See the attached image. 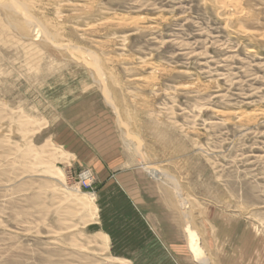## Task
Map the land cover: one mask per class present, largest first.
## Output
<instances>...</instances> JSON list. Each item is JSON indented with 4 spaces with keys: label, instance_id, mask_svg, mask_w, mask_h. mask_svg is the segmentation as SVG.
I'll return each instance as SVG.
<instances>
[{
    "label": "rangeland",
    "instance_id": "1",
    "mask_svg": "<svg viewBox=\"0 0 264 264\" xmlns=\"http://www.w3.org/2000/svg\"><path fill=\"white\" fill-rule=\"evenodd\" d=\"M235 1L238 11L216 0H33L55 40L80 52L27 39L0 6V264H198L186 222L209 264H264V0ZM146 164L179 184L186 220ZM125 174L158 209L151 230L163 242L141 237L135 259L113 249L100 219L122 222L119 241L146 229L104 205Z\"/></svg>",
    "mask_w": 264,
    "mask_h": 264
},
{
    "label": "bare ground",
    "instance_id": "2",
    "mask_svg": "<svg viewBox=\"0 0 264 264\" xmlns=\"http://www.w3.org/2000/svg\"><path fill=\"white\" fill-rule=\"evenodd\" d=\"M64 1V0H63ZM209 1V0H208ZM216 2L218 3V5L220 6L221 9L225 10V9H229L230 7H234V11H236L237 9H239V6L237 5L238 3L235 1V0H216ZM74 3V2H73ZM209 3V2H208ZM213 3V2H212ZM0 6L4 9V12H10L12 11L13 13H15L16 15L19 16L20 20H21V24L18 26L20 29H22V31H24L26 33V36L27 39H32L31 41H33L34 39H36L39 35L38 33H41L43 36V40L46 41V42H53L55 43V47L56 48H59V49H69L70 51L71 50H76L80 52V48L79 46H75V45H72V43H67L66 44H63L61 42H57L55 40V37H56V32H53V29L56 28V26L49 22L48 20L45 19H39L37 16L34 15V13L32 12V9L34 8L35 9V6H33V0H0ZM64 4V3H63ZM66 4H68L66 2ZM73 5V4H72ZM71 5V6H72ZM87 5V4H86ZM56 6V5H55ZM66 6V5H65ZM64 6V7H65ZM69 6V5H68ZM67 6V7H68ZM74 6V5H73ZM75 6H77V4H75ZM37 8V7H36ZM73 8V7H72ZM1 9V8H0ZM2 9V10H3ZM62 9V8H61ZM60 9V10H61ZM36 10V9H35ZM74 10V8H73ZM238 11V10H237ZM12 13V14H13ZM59 13V12H58ZM73 13V12H72ZM237 13H235L234 15H236ZM233 15V16H234ZM43 16V14H42ZM84 16V15H83ZM129 16V15H128ZM9 17V16H8ZM16 17V16H15ZM228 17V16H226ZM5 18V17H4ZM230 18V17H229ZM239 18V17H238ZM117 20V23H121L120 24H124L122 22L125 21V18L124 17H117V18H114V20ZM257 19V18H256ZM103 20V19H102ZM113 20V19H112ZM229 20V19H228ZM16 21V20H15ZM235 21V20H234ZM17 22H20V21H17ZM134 22V20H133ZM131 22V23H133ZM138 22L139 20L136 22H134L135 24L137 23L138 25ZM243 22V21H242ZM3 23V22H2ZM12 22L11 20L8 21L6 23V25L3 23V28L4 29H7L8 28V25H11ZM15 26V24H13ZM153 25V24H152ZM17 26V24H16ZM91 26V25H90ZM121 26V25H120ZM146 26V25H145ZM241 27V26H240ZM18 28V29H19ZM39 28V29H37ZM83 28V27H82ZM37 29V30H36ZM86 29V28H85ZM89 29V27L87 28ZM242 29V28H241ZM245 29V28H243ZM247 30V29H246ZM249 31V30H248ZM250 32V31H249ZM23 34V33H22ZM94 34V33H93ZM254 34V33H253ZM258 34V33H257ZM25 35V34H24ZM23 36V35H22ZM239 36V35H238ZM259 36L261 37H264V32L263 33H259ZM111 38V37H110ZM42 42V41H41ZM71 42V41H70ZM33 44V43H32ZM51 45V44H49ZM80 49V50H79ZM84 52V50H82V53ZM183 52V51H182ZM81 53V54H82ZM30 54V53H29ZM72 54V53H71ZM70 54V55H71ZM85 54L89 55L90 58L93 60V62L90 63L88 62V64L90 65L91 69H93V73L95 74L94 76H96V81L101 84L104 83L105 81V77H104V72L101 71V65L99 67L98 65V61L95 54L88 52L85 50ZM69 55V56H70ZM80 55V54H79ZM38 56V55H36ZM83 56H85L83 54ZM88 56V57H89ZM67 57V56H66ZM138 57V56H137ZM70 58V57H69ZM87 58V56L85 57ZM107 58V57H106ZM90 59V60H91ZM84 60V59H83ZM88 60V59H87ZM30 61V60H29ZM86 61V60H85ZM152 62V61H151ZM87 64V63H86ZM156 64V63H155ZM103 70V69H102ZM128 70V69H127ZM90 72V71H89ZM92 73V74H93ZM106 75V74H105ZM95 78V77H93ZM94 81V80H93ZM97 83V84H98ZM101 87V86H100ZM107 88V86H105ZM105 93H106V96H107V99H110L111 98V95L109 93V91L106 89L105 90ZM116 108V106H115ZM237 114V113H236ZM231 115V114H230ZM245 115V113H244ZM251 115V114H250ZM243 116V115H242ZM245 118V117H244ZM250 118V117H249ZM254 119V118H253ZM252 120V119H251ZM145 169L146 171L151 175L153 176L155 179L157 180H161L163 178H166L168 179L170 182V186L173 187V189L176 191V194L178 195L179 197V201H178V204H179V207L183 213V216L186 220L187 216L185 214V211H186V208H187V200L186 198H182L181 196V193L179 192V184L176 183L175 179L173 178V176L167 174L164 172V170H161L157 167H154L153 165H147L145 166ZM89 172L88 170H83L78 178L79 180L82 182V184H86V185H90L92 183V175L91 173H87ZM88 174V175H86ZM76 191V190H75ZM77 193V192H76ZM186 225L187 227L185 228V232H186V239H187V247H188V250L190 251V253L193 255V257L196 259V261L198 262V264H209V261H208V258L207 256L204 255V249H203V246L201 245L200 243V240H199V237H198V234L196 231H194L192 229V227L189 225L188 222H186ZM107 238V236L105 237Z\"/></svg>",
    "mask_w": 264,
    "mask_h": 264
},
{
    "label": "crops",
    "instance_id": "3",
    "mask_svg": "<svg viewBox=\"0 0 264 264\" xmlns=\"http://www.w3.org/2000/svg\"><path fill=\"white\" fill-rule=\"evenodd\" d=\"M121 173V172H120ZM130 174H133L132 172ZM129 174V175H130ZM127 176L122 175V179L124 180V182L126 183L125 188L122 190L123 192L119 191L118 188H113V191H117V195L120 201L125 200L126 204H123L122 202H116L117 200V195H115V198L113 197V199L110 201H106L105 202V206L109 207V210L112 208V216L116 215L118 217V219L120 221L126 220V216L131 217L135 216L136 218H141L146 222V229L140 227H135V225L132 227V229H130V231H127L126 229L123 232V239H121V241H119L118 239V234H121V225L122 222H115V224H111L108 225V227L105 228V224L103 225L102 220H105V215H104V211H102V216L100 219L101 223H102V227L104 230H107L109 233V236L112 237V242H113V249L116 248V244H118V246L120 247V249L123 250V256L124 258H131V259H135L137 258L139 255L137 254L138 251H142L143 247H142V241L143 239L141 237L144 236H151L153 237L155 240H159L160 243L163 244V242L160 240V237L158 238V236H156L153 231L151 230V228H153L155 230V224L158 222L156 221V219H158V214L157 213L158 209L153 208V206H150L152 204H148L146 202H144L143 198L140 197L141 194V188L140 186L137 184V182H130L127 183L128 178L130 179L131 176ZM107 181L114 182L112 179H110V177L107 179ZM130 181V180H129ZM129 184V185H128ZM130 186V187H129ZM100 191V190H99ZM109 191V190H108ZM115 201V203H114ZM118 206V207H116ZM104 209V208H103ZM151 210V211H150ZM111 211V210H110ZM117 219V220H118ZM160 219V218H159ZM160 225V224H159ZM125 228H127V225H124ZM158 235V234H157ZM157 237V238H156ZM152 240V239H151ZM149 242V240H148ZM153 242V241H151ZM168 245L169 243L166 242ZM120 244V245H119ZM172 247H175L176 249L179 248L178 245H174V243H171Z\"/></svg>",
    "mask_w": 264,
    "mask_h": 264
}]
</instances>
